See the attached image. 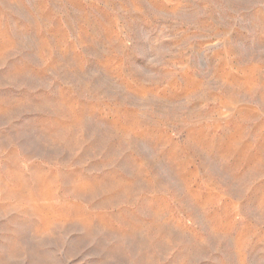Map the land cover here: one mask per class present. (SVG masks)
<instances>
[{
	"label": "rangeland",
	"instance_id": "374dc122",
	"mask_svg": "<svg viewBox=\"0 0 264 264\" xmlns=\"http://www.w3.org/2000/svg\"><path fill=\"white\" fill-rule=\"evenodd\" d=\"M0 264H264V0H0Z\"/></svg>",
	"mask_w": 264,
	"mask_h": 264
}]
</instances>
